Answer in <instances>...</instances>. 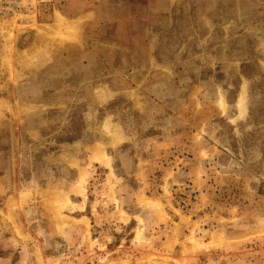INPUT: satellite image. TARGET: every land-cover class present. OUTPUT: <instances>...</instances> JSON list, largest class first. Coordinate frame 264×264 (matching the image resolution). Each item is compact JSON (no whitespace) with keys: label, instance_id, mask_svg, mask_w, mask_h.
<instances>
[{"label":"rangeland","instance_id":"rangeland-1","mask_svg":"<svg viewBox=\"0 0 264 264\" xmlns=\"http://www.w3.org/2000/svg\"><path fill=\"white\" fill-rule=\"evenodd\" d=\"M0 264H264V0H0Z\"/></svg>","mask_w":264,"mask_h":264}]
</instances>
